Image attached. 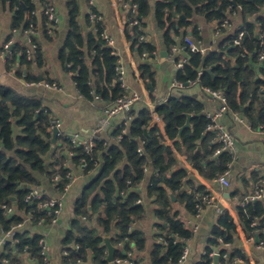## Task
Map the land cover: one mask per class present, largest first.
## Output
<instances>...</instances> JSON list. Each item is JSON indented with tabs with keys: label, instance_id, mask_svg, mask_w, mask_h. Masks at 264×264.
Returning a JSON list of instances; mask_svg holds the SVG:
<instances>
[{
	"label": "trees",
	"instance_id": "16d2710c",
	"mask_svg": "<svg viewBox=\"0 0 264 264\" xmlns=\"http://www.w3.org/2000/svg\"><path fill=\"white\" fill-rule=\"evenodd\" d=\"M124 1L137 5L136 14L132 13L131 20L136 19L145 27V22L151 16L149 0ZM2 3H6V0H0V7ZM8 4L13 12L12 29L23 30L28 16L32 11H36L37 6L33 0H9ZM67 6L70 30L60 53L61 59L67 61L82 98L92 101L96 94L105 107L112 106L124 95L116 70L118 57L100 37L101 28L95 35H84L78 20V0H68ZM172 9L186 17L185 24H180V28L193 24L194 16L202 15L208 22L217 21L221 31L225 29L221 28L222 23L230 19L234 12L241 11L244 18L242 30L245 31L241 47L234 46L232 41L226 44L223 40L216 51L206 55L191 52L188 48L187 63L177 72L176 77L184 86L188 85L189 81L199 79V84L203 87L223 91L233 111L242 112L253 125L264 127V64L259 63V69L256 68L258 73L249 65L250 60L257 62L258 52L264 43L261 33H256L258 23L264 32V0H156L155 19L164 31L165 45L169 52H172L176 45L173 34H180V30L170 23ZM34 22L35 20L31 23ZM45 34L47 35L46 30ZM126 35L140 57L147 53L149 58L156 52L153 44L139 39L141 31L138 26L130 25ZM33 41L38 44L36 58L39 60L42 57L40 45L37 39L34 38ZM19 49L22 48L13 46L15 53ZM17 58L22 63H28L25 56ZM85 60H89L90 69L86 68ZM198 66L204 69L200 77L195 71ZM139 68L147 87L154 88L155 67L151 63L142 62ZM92 80L96 81L97 90H94ZM28 81L39 82V79L30 77ZM203 109L201 103L189 96H171L167 101L160 103L156 112L166 123L164 136L156 126L150 127L152 114L149 109L146 106L135 109L134 106L129 114L131 120L127 125L128 133L121 141L106 146L101 140L94 151L87 153L83 148H73L69 142L58 137L63 140L65 146L59 154L56 151L54 160L48 164L46 156L51 148L53 149L50 132L53 119L50 112L40 100L21 95L13 88L0 83V205L6 203L16 210L15 214L9 217L0 208V225L2 231H7L14 225L28 223L27 228L16 234L17 241L8 242L3 247L0 264H25V260L15 257L18 254L30 256L35 264L43 263L44 258L39 246L41 236L31 235L30 230L42 218L46 224H51L54 217L47 210H38L39 200L25 202L24 199L31 188L42 186L38 175L48 180H52L56 174L65 177L69 171L65 164L67 161L79 166L86 162L85 173L96 169L98 172L78 199L76 218L71 221V229L63 240L67 254L63 256L62 264H78L79 261L82 264H111L106 260L107 247L104 236H111V243L116 247L114 260L124 258L126 252L134 247L139 253L146 250V235L135 227L146 215L143 204L137 203L141 195L136 190L146 178L145 166L157 170L151 178L148 196L155 197L156 228L161 233L160 236L164 237L162 242L152 246L151 264L177 263L185 242L174 243L171 234L177 233L180 239H189L193 233L179 213L173 218L170 217L174 205L171 194L177 204H186V208L195 213L196 196L207 194L209 191L203 186H195V182L188 180L185 169L180 168L172 173L173 168L178 165V159L171 146L167 145L168 140L172 141L177 151L183 152L184 149L199 174L208 180L220 175L230 161L226 154L213 156L217 145H210L214 133L206 132L208 120L203 115ZM188 115H192L191 127L180 132ZM120 132L119 124L112 127L108 135L114 137ZM179 135L178 141L176 137ZM138 137L146 141L142 155L138 152L141 146ZM63 150H67L65 155ZM70 151L74 152L73 156H69ZM65 183L64 181L63 185ZM185 184L190 186L188 191L184 189ZM63 185H57V189ZM237 194L233 193L232 196ZM29 212L33 219L26 222ZM237 214L247 234H250L251 224L255 220L259 223L257 229H264V201H254L244 207L238 204ZM94 215H97L98 229L83 224L78 218L87 216L88 220H91ZM235 237L236 229L231 216L226 211L222 212L208 240L207 254L195 264H211L213 258L209 257V253L216 247L220 253L219 264H233L236 258L242 259L241 263L236 264H246L245 254L233 246ZM220 239L223 243H230L232 247L225 248ZM120 243L124 244V247H119ZM73 245H78V248Z\"/></svg>",
	"mask_w": 264,
	"mask_h": 264
},
{
	"label": "crops",
	"instance_id": "0c3cea01",
	"mask_svg": "<svg viewBox=\"0 0 264 264\" xmlns=\"http://www.w3.org/2000/svg\"><path fill=\"white\" fill-rule=\"evenodd\" d=\"M8 1L6 0V3H2L0 7V45L12 37L13 12L10 9ZM45 1L48 4L54 5L57 9L58 19L54 26L53 34L48 35V37L45 34V18L40 13H36L33 16L29 15L27 19L31 22L35 20L33 24L42 57L39 60L35 57V59L28 61V63H22L20 60H17L9 67L0 59V83L13 88L21 95L40 100L42 105L50 112V117L61 122V131L79 132L82 135H88L91 129L102 120L105 106L101 102L95 100L88 101L82 98L73 80L74 75L68 68L67 61L61 59L60 53L70 30L68 0ZM78 2L80 10L78 20L85 36L89 34L95 35L98 32V27L90 19L89 12L93 11L102 17V23L100 24L101 33H107L113 39L114 44L110 47L113 53L117 55L119 65L126 72L125 80L129 88L132 91L140 93L142 96V101L136 104L135 109H140L144 106L149 109L167 101L171 96L176 98H181L182 96L194 98L203 105V115L206 112H214L219 108V102L208 95L199 82L183 86L182 88L172 87V83L177 79L176 74L179 71L176 64L178 62H186L187 60V50L189 49L184 41L185 36H191L196 43L206 48L209 52L216 51L223 40L226 41V44L232 41V44L235 46L233 41L241 31L245 36V31L242 30L244 18L241 11L231 14L229 17L230 26L221 31L220 35L216 36V30L219 28L217 21L208 22L204 16L196 15L194 16L193 24L180 28V24H185L186 17L176 9H172L170 11V23L180 30V34H173L176 45L172 49V52H169L165 45L164 31L160 29L155 19L156 0H149L151 16L145 22V27L140 25L141 23L139 22L138 29L141 31L139 39L143 37V42L148 41L153 44L156 47V52L149 58L147 53H143V55L147 54L144 58L143 55L140 57L134 51L131 41L127 38L126 31L133 22L131 20L132 13L136 14V11L124 9L122 7L124 0H78ZM262 14L264 15V10ZM261 29V24L258 23L256 33L258 35L261 33L262 40L264 32ZM100 37L102 38L101 34ZM27 44L28 39L25 33L19 31L15 34L14 45H16V48L20 47L22 49L19 50H23L27 47ZM162 52H166L167 56L161 55ZM142 62L151 63L155 67L156 85L154 88L149 89L141 77L139 67ZM258 64V59L256 63L252 60L249 62V65L254 67L256 72L259 71L256 70V68L259 69ZM85 65L87 69H90L89 60H85ZM30 77L31 79H39V82H29L28 78ZM53 82L58 84V88H47L43 85L44 83ZM92 86L94 90L98 89L95 80H92ZM234 113H237L241 119L236 120L231 114H225L220 119V123L230 131L239 149L238 157L232 164L231 186L229 189L220 187L214 182L215 178L208 180L200 175L192 161L188 159L186 151L184 149L182 150L183 152L177 151L172 141L168 140L167 142V145L171 146L178 159V165L173 168L172 173L180 168L185 169L188 180L195 182V186H203L207 191L216 196V202L206 207L201 216L196 217L194 212L192 213L186 208V204H177L175 197L171 194L174 205L171 209L170 217L173 218L176 213H179L185 225L193 233L189 239H180L178 236L179 241H187L190 247V255L184 264H195L201 260L207 249L212 230L220 214L225 211L231 216L236 229L233 246L239 248L245 254L247 258L246 264H264V249L257 248L255 242L249 240L250 234H247L239 220L237 214L238 202H236V199L241 201L249 199L256 188L259 186L264 187V132H260V125H253L242 112L234 111ZM191 119L190 126L186 128L191 127ZM155 126L166 136V123L158 116L156 111L152 114L150 124V127ZM108 134L107 132L102 136V141H104L106 146L119 142L117 136L111 137ZM58 137L56 144L53 145V149L51 148L46 156L48 164L54 160L56 151L59 154L60 150L65 146L63 140L58 139ZM176 138L178 141L180 140L178 136ZM212 142L213 138L210 141V145L213 146L214 143ZM66 152L67 150H63L64 155ZM70 166H72L76 173V179L72 182L68 192L64 196L65 207L60 218L56 223L37 224L30 230L31 235L38 234L46 240L50 264H62V258L66 252L64 251L63 240L68 230L71 229V221L76 218L78 199L98 172L96 169L95 171L85 173L84 168L74 162L70 163ZM144 169H146L144 171L146 178L138 185L136 190L141 195V198L138 200H141L142 203L140 204H143L146 215L144 220H140L135 227L145 233L147 247L143 253L137 252L135 247L131 251L126 252L132 254L131 261L134 264H151L150 251L152 246L164 240V237L160 236L161 233L156 228L157 219L154 215L155 197L148 196L151 178L157 170L150 166H145ZM37 177L42 180V186L39 188L46 195L52 197L58 196V191L52 186L51 179L48 180L42 175H38ZM184 189L188 191L190 186L185 184ZM236 192L238 193L237 196H232ZM261 201H264V197ZM78 218L83 224H89V226L98 229L97 215H94L91 220H88L87 216H79ZM27 226L28 223L19 231L25 229V227L27 228ZM195 226H198L196 231H194ZM1 232L2 226L0 225V234ZM173 234L177 233H172V237ZM106 237H110L111 241V236ZM160 237L163 238L162 241ZM122 243L119 244V247H124ZM228 244L230 245L228 249H230L232 245ZM214 250H218V247L214 248ZM15 257L25 260V264H35L30 256L18 254ZM237 259L240 258H236L235 260ZM115 260L113 259L109 263L116 264ZM240 260L242 262V259ZM217 264H219V258Z\"/></svg>",
	"mask_w": 264,
	"mask_h": 264
},
{
	"label": "built area",
	"instance_id": "2783aa9c",
	"mask_svg": "<svg viewBox=\"0 0 264 264\" xmlns=\"http://www.w3.org/2000/svg\"><path fill=\"white\" fill-rule=\"evenodd\" d=\"M35 5L37 6L36 11H32L30 15H35L36 13H40L45 18V30L47 32V35H52L54 31V26L57 22L58 16H57V9L54 5L46 3V1L43 0H33ZM122 7L126 10H132L135 12L137 10L136 4H130L129 1L122 2ZM235 13V12H234ZM90 19L95 23L96 27H98V30L100 28V24L102 23V17H100L98 14L94 13L93 11L89 12ZM179 23V21H177ZM132 26H139V21L134 19L131 23ZM230 26L229 19L225 20L221 28H227ZM19 31H22L25 33L28 44L27 47L23 50H18L16 53L13 51V45L15 44V34H17ZM220 28L216 30V36L220 35ZM102 38L107 42L109 46H113L114 41L113 39L107 34V33H101ZM34 38L36 39L35 34V26L31 23V21L26 22V27L22 29H12V37L8 39L6 42L0 45V59L8 65L13 64L17 60L16 57H22L25 56L28 61H31L35 59L36 53L38 50V44L37 42H34ZM244 38V33L241 31L234 39V44L236 46L241 47L242 42ZM143 37L140 38L141 41H143ZM262 40H264V35L262 36ZM184 41L187 45V47L190 49L191 52H198L202 55L207 54L209 51H207L206 48L202 47L198 43H196L191 36H185ZM262 48L258 52V63L264 64V43H262ZM147 54H144L143 57L145 58ZM16 59V60H15ZM186 62H178L176 65L180 69H183ZM259 67V64H258ZM195 71H197L198 76H202L204 73V69L202 67H196ZM117 73L119 76V82L121 85V88L124 90V95L117 99V101L109 107H105L103 109V118L102 120L89 132L88 135H82L79 132H63L61 131V122L58 120L53 119L52 125L50 127V132H53L54 128H57L59 130L58 136L65 141L69 142L73 148H83L87 153H90L94 151L96 148L98 142L102 140V136L107 133L112 127H117V125L120 124L121 132L117 135V140L121 141L123 136L128 133L127 125L131 120L130 117V111L133 109L136 104L140 103L142 101V96L140 93L136 91H132L126 80V72L125 70L119 65L117 66ZM199 82L198 80L195 81H189L188 85H193ZM47 88H58L57 83H44L43 84ZM184 85L182 82H179L177 79L172 83L173 88H182ZM204 91L210 95L213 99L217 100L219 102V108L214 112H206L205 117L208 120V124L206 127V132L214 133L213 142L215 145H217V149L214 152L215 157H219L222 154H226L230 161L227 164L226 169L218 175L214 182L217 183L220 187L223 189H229L231 186V169L232 164L234 163L235 159L238 157V145L236 144L235 139L233 138L230 131L220 123V119L225 114H231L234 119L240 120L241 118L237 113H234V111L230 108L229 101L227 98V95L221 91V90H213L209 87H204ZM94 100L97 102H100L101 99L98 95L95 94ZM158 105H155L150 109L151 114H154ZM260 132H264V127L262 125L259 126ZM138 140L140 141V148L138 149L139 154H143L144 152V146L146 144V141L143 140L141 137H138ZM74 152L70 151L69 156H73ZM66 166L69 168V171L67 172L66 176H62L61 174H56L51 180L52 186L56 188L58 191V196L52 197L46 195L39 187H34L30 189V193L26 195L25 202H29L31 200H39L38 202V210H47L49 214L53 215L52 223H56L58 219L60 218L61 214L64 211L65 207V199L64 196L68 192L72 182L76 179L75 174L71 170L70 162H66ZM87 166V163L84 162V164L81 166L82 168H85ZM146 171V169H144ZM67 179V181L65 180ZM64 181L66 182L64 185ZM63 185L59 189H57V185ZM264 197V187L259 186L255 189V191L252 193V195L249 197V199H245L244 201L236 199V202L242 207L245 205L252 203L254 201H261ZM197 201L195 202V216L199 217L204 212L205 208L212 205L216 202V196L213 193L208 192L207 194H198L196 196ZM137 203H142L141 200H138ZM0 208L4 210L5 214L11 217L13 214H15L16 210L14 207L8 206L6 203L1 204ZM33 219V216L31 212L28 213L26 217V222L31 221ZM26 223H20L17 225H14L11 229L7 231H2L0 234V255L3 247L8 242H15L17 241L15 239V236L21 228L25 226ZM45 224V219L42 218L38 225ZM259 226V223L257 220H255L251 224V231H250V241L255 242L256 247L259 249H264V229L259 230L257 227ZM198 226H195L194 231H196ZM174 237V243H179V238L177 234H173ZM127 240V238H126ZM160 240L162 241L163 238L160 237ZM221 243H223L222 239H220ZM39 246L41 248V255L44 258V261L42 264H50L49 261V252H48V244L46 240L43 237H40L39 239ZM223 246L225 248H228L230 245L228 243H223ZM74 248H78V245H74ZM67 254V252H65ZM207 254V251L205 250L204 255ZM190 255V247L188 242L186 241L183 247V253L175 264H184L186 260L188 259ZM203 255V256H204ZM131 253H126V258H117L115 260L116 264H134L131 261ZM220 256L219 250H213L209 253V257L213 258L211 261V264H215L214 257ZM223 257H226V254L223 255ZM241 263L240 259H237L234 261L233 264ZM79 264H82L81 261H79Z\"/></svg>",
	"mask_w": 264,
	"mask_h": 264
},
{
	"label": "water",
	"instance_id": "95a60500",
	"mask_svg": "<svg viewBox=\"0 0 264 264\" xmlns=\"http://www.w3.org/2000/svg\"><path fill=\"white\" fill-rule=\"evenodd\" d=\"M161 55L167 56V53L166 52H162ZM191 117H192L191 115H188L187 122L180 129V132H182L186 127L190 126ZM58 133H59V130L57 128H54L53 132H52V144L53 145L56 144ZM178 138H180V135L178 136ZM104 241H105V245H106L107 250H108L107 261L108 262H112L113 259H114V254H115V251H116V247L114 245H112V243L110 241V237L104 236ZM218 258H219L218 256L215 257V263L216 264H217Z\"/></svg>",
	"mask_w": 264,
	"mask_h": 264
},
{
	"label": "rangeland",
	"instance_id": "374dc122",
	"mask_svg": "<svg viewBox=\"0 0 264 264\" xmlns=\"http://www.w3.org/2000/svg\"><path fill=\"white\" fill-rule=\"evenodd\" d=\"M71 170H72V172H73L74 174H76L75 171L73 170L72 166H71Z\"/></svg>",
	"mask_w": 264,
	"mask_h": 264
}]
</instances>
